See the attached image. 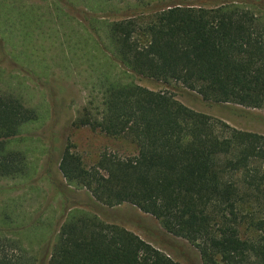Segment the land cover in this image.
I'll list each match as a JSON object with an SVG mask.
<instances>
[{
    "label": "trees",
    "instance_id": "16d2710c",
    "mask_svg": "<svg viewBox=\"0 0 264 264\" xmlns=\"http://www.w3.org/2000/svg\"><path fill=\"white\" fill-rule=\"evenodd\" d=\"M109 37L120 62L140 77L264 111V17L249 8L180 0L147 18L113 21ZM106 81L103 110L91 100L73 123L126 136L138 152L106 153L87 167L68 146L63 177L104 205L130 203L152 215L194 245L202 264H264V134L192 109L169 92ZM36 118L0 87V177L24 171L25 155L8 144ZM9 248L22 250L0 237V264H26ZM48 264L181 263L125 227L81 212L61 225Z\"/></svg>",
    "mask_w": 264,
    "mask_h": 264
},
{
    "label": "rangeland",
    "instance_id": "374dc122",
    "mask_svg": "<svg viewBox=\"0 0 264 264\" xmlns=\"http://www.w3.org/2000/svg\"><path fill=\"white\" fill-rule=\"evenodd\" d=\"M24 1L1 0L0 12ZM27 1L31 4L25 7L26 16L4 19L0 31V36L6 35L5 40L0 38V87L17 94L37 112V118L24 124L8 144L9 150L23 152L26 166L20 174L0 177V237L19 242L22 250L9 249L22 255L26 264H48L61 225L85 212L138 234L181 264H202L194 245L168 233L152 215L130 203L104 205L63 177L59 164L68 146L87 167L106 153L129 157L138 152L137 144L126 136H110L73 122L91 100L96 111L103 110L101 96L107 78L169 92L188 107L246 131L264 134V111L205 101L179 82L140 77L120 62L109 24L128 17H150L180 0ZM221 1L240 4L264 17V0ZM11 46L13 55L8 52Z\"/></svg>",
    "mask_w": 264,
    "mask_h": 264
},
{
    "label": "crops",
    "instance_id": "0c3cea01",
    "mask_svg": "<svg viewBox=\"0 0 264 264\" xmlns=\"http://www.w3.org/2000/svg\"><path fill=\"white\" fill-rule=\"evenodd\" d=\"M1 1V0H0ZM27 3H28V5H30L31 3L29 2V1H27V0H25L24 1V3H21V2H18L17 4H21V6H18V7H13V5L11 4V8H9V9H4V8H2V10H1V12H0V31L2 30H4L2 27H4V19H12L13 21L15 20L14 18H15V16L17 15V14H19V15H25L26 16V10H25V7L27 6ZM23 6V7H22ZM8 13H7V12ZM23 18V21L22 22H24V17H22ZM2 22V23H1ZM5 30H6V27H5ZM8 31H9V29H8ZM10 33V31L7 33V35ZM5 37H6V35H1L0 36V38L1 39H3L4 38V40H5ZM7 37H9V36H7ZM9 39V38H8ZM12 47V49H10V51H8L9 52V54L10 55H13V49H14V46H11ZM23 53H25V52H23ZM27 53H25V55H26Z\"/></svg>",
    "mask_w": 264,
    "mask_h": 264
}]
</instances>
